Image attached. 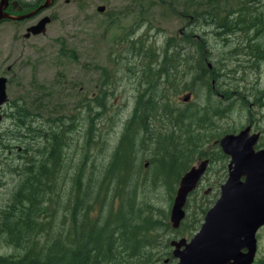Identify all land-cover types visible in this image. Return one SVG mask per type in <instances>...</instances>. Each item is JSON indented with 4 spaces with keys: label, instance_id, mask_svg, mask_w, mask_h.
Masks as SVG:
<instances>
[{
    "label": "trees",
    "instance_id": "16d2710c",
    "mask_svg": "<svg viewBox=\"0 0 264 264\" xmlns=\"http://www.w3.org/2000/svg\"><path fill=\"white\" fill-rule=\"evenodd\" d=\"M157 3L184 24L180 33L166 37L161 53L143 45L133 53L147 60L146 80H155L148 82L149 88L137 97L149 95L153 99L136 100L134 112L108 153H104L108 144L96 133L93 116L109 104L102 88L85 103V126L78 139L73 134L78 137L84 118L71 113L56 116L52 104L43 100L49 91L38 97L42 99L41 109L48 108L53 115L44 124L36 123L43 115L37 106L35 111L29 109L30 101L25 96L23 103L18 100L12 107L13 130H8L7 140L14 138V131L23 139L6 149L17 156L13 168L19 172L7 191L6 204L0 207V244L13 249L11 254L0 255V264H161L164 259L156 251L155 242L159 230H172L181 238L196 228L207 208L203 201L194 210L198 211L195 221L172 229L169 213L155 208L147 198L163 189L173 199L179 182L168 177L178 174L179 178L194 160L207 155L206 144L214 136L207 131L227 127L223 123L225 102L214 100L218 99L216 92L226 98L234 87L237 91L246 81L245 66H255L259 49L264 50L260 37L256 38L258 32H264V0H147L136 6L143 13ZM117 22L111 20V26ZM209 35L223 48L210 68ZM63 45L61 54L76 58L75 52ZM196 64L197 70H193ZM179 80L197 82L201 95H206L204 104L196 106L191 101L177 107L173 103L175 110L168 102L172 95L169 89ZM102 82L108 83V78H102ZM163 95L164 100L154 99ZM189 112L198 117L197 133L185 132L181 139L175 133L176 125L178 120L189 121ZM165 115L175 131L161 124L159 128L150 125L153 119L160 121ZM230 127L237 126L230 122ZM95 147L98 152L92 151ZM142 150L147 153V167L138 156ZM101 159L98 166L96 160ZM144 170L150 175L145 178L144 174L142 179ZM198 200L197 196L190 197L185 207ZM173 239L165 245V256L172 257Z\"/></svg>",
    "mask_w": 264,
    "mask_h": 264
},
{
    "label": "rangeland",
    "instance_id": "374dc122",
    "mask_svg": "<svg viewBox=\"0 0 264 264\" xmlns=\"http://www.w3.org/2000/svg\"><path fill=\"white\" fill-rule=\"evenodd\" d=\"M146 1L69 0L67 2L65 0H54L50 7L41 14V16L51 18L45 32L36 36L30 34L28 39L23 37L26 34L25 28L27 25L34 23L35 19H28L22 24L6 22L0 25V63L1 59H5V57L7 58L6 66L13 65V61L17 60L18 62L17 67H13L11 72L7 71V77L10 78L7 87L8 101L6 102V118L0 123V134L13 130L11 116L15 112L12 111V107L17 104L18 100L20 104L23 103L24 96L26 100L30 101L29 109L35 111L37 106L43 115V119L41 117V120L36 122L37 124L40 122L44 124L46 118H52L53 115L48 108L47 110L41 109L42 99L38 98L46 95L49 91V94L43 100L52 104L51 109L53 113H56V116L61 114L62 117L71 113L80 114L84 118L81 121L82 126L79 127L78 137L73 134L74 138L78 139L79 136L81 137L85 126L87 111L85 103L89 102L95 93L102 88L109 96V104L104 110L95 112L97 114H93V116L95 117V127H97L96 133L105 138L108 144L104 153H108L109 148L116 142V137L119 135L124 122L129 118L137 95L145 92L144 89L149 88L148 84L150 82L155 83L154 77L146 80L144 71L147 67V60L143 56H134L133 53L141 45L144 48L151 46L153 50L156 49L157 53H161L160 49L164 47L166 37L180 33L184 24V21L171 15L168 10L162 9V6L158 3L152 9H147L141 13L139 11L140 7L136 5L144 4ZM43 3L44 1L41 2V4ZM100 5H103L106 10L98 11L97 7ZM126 6H129L130 9H124ZM26 8L27 13L35 10V8L31 9L27 6ZM125 11H127V14H125ZM111 20L118 22L111 26ZM208 42H210L211 52V59L208 64L211 65L218 59L217 53L223 48L221 42L215 40L212 35H209ZM62 43H64L62 48L73 50L76 58L67 53L61 54ZM233 66L234 64L231 63L230 67ZM102 69H105V74L102 73ZM193 70H197V64ZM248 74L245 73L246 81L243 83L246 89L249 90L251 85H253V90L259 89L257 78L255 80L257 75L251 74L249 77ZM104 77L108 78V83L102 82ZM261 79L264 80V75ZM161 81L164 82L165 78H161ZM173 84H175L174 87L169 89V93L172 95L169 96L171 101L168 102L171 105L174 103L177 107H185L186 104L182 102L184 100L199 99V102L203 104L206 101V95L205 97L201 95L202 92L195 83H186L179 80ZM195 92L198 93L196 98ZM85 95L88 97L87 101H84ZM145 96L148 97L149 95ZM165 98L166 96L163 95V100ZM214 100L221 101L222 99ZM247 100L250 105L247 106L246 104L247 107L245 108H248V110L243 111L245 108L240 109L237 106L235 112L231 114L229 122L240 127L241 124L246 123V116L252 112L253 115L259 117L256 126L264 128V99L253 97L252 100H249V97H247ZM77 103L78 105H76ZM175 106L174 109L178 110ZM189 113L191 114L189 121L181 122V120H178L179 125H176V131L166 115L165 118L160 119V123L168 131L170 129L174 130L178 134L177 136L182 139L185 132L197 133L198 117L194 113ZM202 113H205V111ZM170 124L171 126H169ZM19 134V132L14 131V138L11 140H7V136L6 139L1 138L0 207L6 204L7 191L19 172V169L13 168L17 163V156L6 150L7 147L22 143L23 138L19 137ZM92 151L98 152V148L95 147ZM138 156L142 163L144 161V166L147 167V153L142 150ZM101 162L102 159L96 160L98 166ZM148 172V170L143 171L142 179L144 174L145 178L150 175ZM177 175H170L168 180L172 181ZM208 186H213V184H204L200 188V196H197L199 200L195 203L191 202L188 207H185V215L180 224L183 222L189 224L191 219L195 221V215L198 211L194 210L200 208L201 201L204 202V206L210 207L212 205L213 195L216 192L205 194L203 190L207 191ZM190 197H194V195ZM147 202L153 204L155 208L161 209L162 212L167 211L169 213L173 199L170 200L169 194L165 190L158 189L150 194ZM204 214L201 215L200 221L196 223V228L191 230V234L184 237L190 238L198 231L203 222ZM177 228L172 227V229ZM162 230H159L160 233L155 242L158 245L156 251H160L161 258L165 259L164 257H167L166 254H163L166 252L165 245L172 238L179 239V236L175 237L172 230ZM260 234L264 236V229L261 230ZM12 252V248L0 244V255H7ZM258 252V256L264 255V238L258 245ZM172 258L175 259V262L177 261L175 257L172 256ZM161 264H164V262L161 261ZM259 264H264V262Z\"/></svg>",
    "mask_w": 264,
    "mask_h": 264
},
{
    "label": "water",
    "instance_id": "95a60500",
    "mask_svg": "<svg viewBox=\"0 0 264 264\" xmlns=\"http://www.w3.org/2000/svg\"><path fill=\"white\" fill-rule=\"evenodd\" d=\"M51 4L52 0H45L35 10L13 16L2 10L1 2L0 19L28 18ZM97 9L101 12L104 6ZM50 21L49 16L42 17L27 28L25 36L44 33ZM6 82L1 76L0 104L8 100ZM249 128L221 138L222 149L231 155L229 178L221 185L215 204L205 212L198 231L189 240L170 241L172 255L177 258L174 264H252L255 233L264 226V149L254 151L255 136L249 137ZM206 165L207 161H202L182 175L169 211L173 228L180 225L187 197L197 187ZM242 175L246 176L244 181H240Z\"/></svg>",
    "mask_w": 264,
    "mask_h": 264
},
{
    "label": "flooded vegetation",
    "instance_id": "af4514ba",
    "mask_svg": "<svg viewBox=\"0 0 264 264\" xmlns=\"http://www.w3.org/2000/svg\"><path fill=\"white\" fill-rule=\"evenodd\" d=\"M43 1H45V0H0V4H1V2L3 3L2 10L4 12L9 13L10 15H13V16H17V15H20L23 13H27V11L25 10V9H27L26 6L30 7L31 9H34V8L36 9L39 5H41V2H43ZM53 1L54 0H52V2ZM65 1L69 2V0H65ZM47 8L41 9L40 11L35 13L33 16H30L28 18H23V19H19V20L2 18V19H0V25H2L3 23H6V22L13 23V24H22V23L26 22L28 19H35L36 21L34 23H31V24L26 26L25 29L27 30V28L30 25L37 23L38 20L44 16V15L41 16V14H43L42 12ZM105 10L106 9H104V11ZM50 16L52 17V15H50ZM47 25H48V23H47ZM40 34H43V33H40ZM196 34H198V33H196ZM36 35H39V34H33V36H36ZM194 36L197 39L198 36H196V35H194ZM23 37L25 39H28V38H30V35L28 37H26L24 35ZM257 37H260L259 38L261 40L260 43H262V45L264 46V42H263L264 41V33H257L256 38ZM248 58H251V55H248ZM6 62H7L6 57H5V59H1L0 77L5 76L7 78V82H6V92H7V87H8L9 80H10V78L7 77L8 76L7 71L11 72L13 70V67H17L18 62H17V60L13 61V65H9V66H6ZM255 63L256 64L253 67L250 64H248L246 66L244 65V66L247 69L246 73H249L248 74L249 77L251 76V74H253V75L255 74V76L257 75V77H255V80L257 78V84L259 86V89L253 90L252 89L253 85H251L250 89L247 90L243 84L244 81H242L241 82L242 84H240L238 86L239 89L236 91V89L234 87V89L231 90V94L229 92V95L226 96V98H223L222 95H220L218 92H216L218 99H222L221 101L223 103L225 102L224 106L226 108V111L224 112L225 117H224L223 123L225 125H227V127H220L219 126V127L211 128L209 131H207L210 134L214 135V136H212V138H210L209 143L206 144L207 155L198 157L196 159V161L194 162V164H192V165L196 166L202 161H207V165H206L204 173L202 174V176L198 182L197 187L192 191L193 193L191 192L192 194L190 193L188 195L187 200L190 198L191 195L200 196V188L204 184H207V183L213 184V186H208L207 191L203 190V192L205 194L218 192L217 195H216V193L213 195L212 205H214L216 200L219 198L221 185L226 183V181L229 178V174H230L229 164L231 161V155L228 154V152L224 151L220 145V140L224 135H226V134H237L249 126L250 127L248 129L249 137L252 138L253 136H255L254 137V145H253L254 151L264 149V128H258L256 126L257 122L259 120V117L253 115L252 112H250L249 115L246 116V118H247L246 123H244L243 125L241 124V127H230V122H229V119H231V114L234 113V112L231 113L232 108L236 110L237 106H239V108L242 109V108H245V107L250 105V103L247 100V97H249V100H252L253 97H255V99H258V98L264 99V80L261 79L262 75H264V68H263V66H264V50L259 49L258 56L255 59ZM210 67H211V65H209V68ZM212 82H213L212 83V89L215 91L214 81H212ZM195 84L197 85V82H195ZM197 95H198V93L195 92V98L197 97ZM138 99L151 100V99H153V97H151V96L137 97L136 100H138ZM154 99L155 100H163V97H154ZM189 101H192V100H184L182 102L187 104ZM221 101H218V102L220 104H222ZM6 102H3L2 104H0V123L2 121H4L6 118ZM135 103H136V101H135ZM193 103L196 106H198L199 99L198 100L194 99ZM231 103H234L233 107L231 106ZM246 104H247V106H246ZM134 108H135V104L132 107V110L130 112V116L134 112ZM195 109L198 111L199 107H195ZM244 110H248V108L243 109V111ZM243 111H242V113H243ZM160 124H161L160 121H157L156 119H153L152 122L150 123V125L155 127V128H159ZM215 134H218V135L215 137ZM6 136H7V132L2 134V135L0 134V147L2 146L1 138L6 139ZM245 179H246L245 175H242L240 177V181H244ZM179 180H180V177L179 178L175 177L172 179V181H177V182H179ZM187 200H186V203H187ZM210 207H207L205 209V211H207ZM184 211H185V206H184ZM263 229H264V226L260 227L255 233L256 251H255L254 260H253L252 264H259L260 262H264V255L258 256V254H259L258 245L260 244V242L264 238V236H262L260 234L261 230H263ZM181 238H186V240L190 239L187 237H181ZM181 238H179V239H181ZM244 251H246V250H244ZM171 255H172V249H171ZM164 262H165V264H172L175 262V259L167 256V257H165Z\"/></svg>",
    "mask_w": 264,
    "mask_h": 264
}]
</instances>
